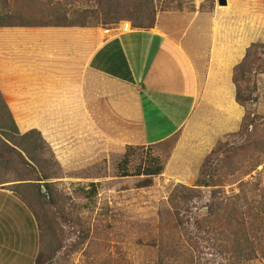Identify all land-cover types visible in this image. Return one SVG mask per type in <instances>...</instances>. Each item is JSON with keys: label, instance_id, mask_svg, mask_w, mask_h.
<instances>
[{"label": "crops", "instance_id": "1", "mask_svg": "<svg viewBox=\"0 0 264 264\" xmlns=\"http://www.w3.org/2000/svg\"><path fill=\"white\" fill-rule=\"evenodd\" d=\"M220 1L209 11L195 0L191 12H159L149 30L0 28V92L19 132H40L55 151L103 142L108 159L112 147L175 140L163 174L197 173L240 130L246 111L233 72L264 41L260 0ZM8 186L0 185V264H33L32 212ZM23 208L30 224L18 234Z\"/></svg>", "mask_w": 264, "mask_h": 264}, {"label": "rangeland", "instance_id": "2", "mask_svg": "<svg viewBox=\"0 0 264 264\" xmlns=\"http://www.w3.org/2000/svg\"><path fill=\"white\" fill-rule=\"evenodd\" d=\"M194 1L109 0L100 5V0H0V7L7 5L11 11L16 6L17 9L27 8L28 14L22 16L42 19L48 15V10L62 6L73 20L86 22L91 27L111 28L128 27L130 20L133 21L128 18L140 20L138 11L144 2L150 12L143 18L149 22L153 10L156 20L159 12H191ZM220 2L224 4V1ZM214 3L215 0H205L202 9L209 11ZM47 5L50 6L47 8ZM257 11L264 15V0L258 2ZM258 44L263 48L262 61L254 66L252 77L257 101L248 107L255 125L249 130L242 125L238 132L220 139L212 149L217 152L212 155L211 151L206 156L197 173L191 171L188 177L186 174L177 178L166 173L151 179L122 178L118 165L125 153L115 147L111 148L110 159H104L102 154L95 159L79 150L59 151L58 160L63 166L58 177L50 181L55 184L58 204L42 206L33 190L34 207L45 225L43 235L32 214L33 264H36L42 246L46 250L43 264H159L164 252L162 247L166 246L177 250V260H171V264H229L230 259L224 252L231 247L228 241L219 238L210 226L201 228L198 225L207 216L213 191H220L217 196L221 200L233 202L239 197V205L243 206L247 218V233L253 242L250 253L254 251L246 264H264V41ZM175 143L172 140L158 149L129 151L128 171L132 174L137 167L150 165L156 158L167 164ZM3 160L0 161V173L9 167L10 175L31 177L32 183L42 179L38 171L15 166L10 156L6 159L10 165H2ZM202 180L212 187H196ZM147 181L150 186L141 187ZM91 184L97 185V192L95 197L88 199L83 190L90 192ZM180 185L201 192V198L192 203L191 212L182 216L184 227H179L173 218L161 217L171 193ZM16 215L20 234L29 229L30 211L27 208L26 214L23 208Z\"/></svg>", "mask_w": 264, "mask_h": 264}, {"label": "trees", "instance_id": "3", "mask_svg": "<svg viewBox=\"0 0 264 264\" xmlns=\"http://www.w3.org/2000/svg\"><path fill=\"white\" fill-rule=\"evenodd\" d=\"M109 0H100V5L108 2ZM114 1V0H112ZM147 2L140 7L138 14L141 16L140 20L138 18H128L130 20L129 28L131 29H141L149 30L154 27L155 24V13L153 10V18L151 21L146 22L143 15H148ZM50 5H47V8ZM14 8L11 11L7 5H2L0 7V28H13V27H24V28H75V27H91L87 25L86 22H79V20H73L68 15V10L62 6L52 8L42 19L37 18H26L22 14H28V9L26 10ZM45 13V12H44ZM263 50L262 46L253 44L246 52V56L243 61L235 67L233 72V83L236 88V102L245 109L246 113L243 117L241 127L243 125L246 130L255 125V120L252 118L248 111V107L254 104L256 99V84L252 81L254 66L262 61L260 56ZM85 143V142H84ZM260 146H263L261 144ZM259 146V147H260ZM75 145L74 151L90 154L95 159L99 158L102 154L104 159H106V147L101 142L97 144L95 149L89 148L88 142L84 144L80 149ZM80 147V146H79ZM256 149L257 145H256ZM264 149V148H263ZM133 148H127L123 160L118 165L119 177H146L151 179L153 177L161 176L164 173L165 166L163 161L160 162L157 158L151 160L150 165L139 166L135 169L132 174L128 171L129 165L131 163V154L129 151H133ZM217 151L213 150L212 155ZM59 151H55L52 146H50L42 137L41 133L33 130L24 135L19 132L17 124L5 103L3 96L0 92V161L3 160L2 165H10L11 162H7V157L10 156L13 164L15 166H20V168L29 171H38L41 173V180L38 183H32L33 179L27 176H21V174L11 175L10 178H4L3 176L7 174L5 172L0 173V185L11 184L7 188L13 191L22 200L26 206L31 210L34 219L38 223L43 235L45 234L44 220L40 218L38 211L35 209L33 204V190L37 195V199L41 202L42 206L46 204L47 206L57 205V200L55 198L56 189L55 184L50 183L51 180L58 177V173L62 169L63 164L58 160ZM6 160V161H5ZM5 161V162H4ZM12 164V165H13ZM211 164L208 165V169ZM206 168V169H207ZM8 168H4L8 171ZM211 169V168H210ZM205 176V175H204ZM150 182L142 184L141 187L150 186ZM90 192L83 190V193L88 199L95 197L97 192V185L91 184ZM196 187L206 188L212 187L205 180L198 181ZM43 188L45 189V194H43ZM220 191H213L211 196V202L207 207V216L204 217L198 225L210 226L219 238L226 239L230 248H226L224 251L229 259V264H246L248 257L254 254V251L250 253L253 248V242L250 235L247 233V218L241 205H239L237 197L233 202L232 200H221L217 196ZM201 198V192L199 189L187 188L183 185L176 187L169 197L168 207L164 209L161 213L162 219L173 218L179 227H184V222H182V216L191 212L192 203ZM264 212V206L262 208V213ZM219 226V227H218ZM259 230V229H258ZM261 232V231H260ZM259 233V231H258ZM48 248L53 251V249L48 246ZM164 252L160 257L159 264H171V260H177V250L173 247L172 249H167L162 247ZM46 250L42 246L36 264H43L45 262ZM174 264V263H173Z\"/></svg>", "mask_w": 264, "mask_h": 264}]
</instances>
